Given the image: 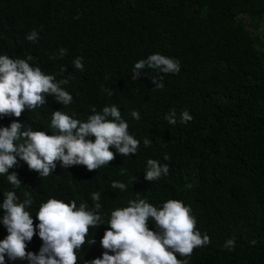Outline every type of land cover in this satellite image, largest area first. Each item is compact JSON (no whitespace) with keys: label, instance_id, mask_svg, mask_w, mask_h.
<instances>
[{"label":"trees","instance_id":"16d2710c","mask_svg":"<svg viewBox=\"0 0 264 264\" xmlns=\"http://www.w3.org/2000/svg\"><path fill=\"white\" fill-rule=\"evenodd\" d=\"M263 21L264 0H0V54H31L29 63L45 74H55L57 81L70 77L61 86L73 96L63 106L45 95L47 103L35 111L0 116V127L18 119L25 128L52 135L48 124L55 110L86 121L92 106L100 112L116 105L129 134L140 141L135 155L117 153L92 171L84 165L64 168L57 161L48 177L17 157L9 169L21 181L16 194L21 200L24 191L33 197L28 210L35 233L26 251L38 254L43 243L36 228L42 202L55 197L91 209V193L100 192L105 224L89 229L77 264L102 257L100 241L111 211L137 198L157 207L168 199L190 206L196 228L211 243L195 248L189 264H264V42L255 36ZM32 30L39 33L35 42L26 39ZM61 48L67 49L63 57ZM152 53L178 59L180 72L145 69L133 80L134 63ZM76 57L83 58V71L74 68ZM153 76L163 77V89L154 88ZM173 109L175 125L165 119ZM133 110L139 120L131 116ZM183 110L193 117L186 124L179 123ZM149 158L167 164L168 175L146 181ZM112 181L124 182L127 191L113 189ZM8 190L12 186L0 175V205ZM3 215L0 207V240L8 234ZM148 226L155 230L151 220ZM233 237L235 248L229 251L223 245ZM91 239L95 243L89 245ZM5 264L28 261L5 255Z\"/></svg>","mask_w":264,"mask_h":264},{"label":"clouds","instance_id":"9594fccd","mask_svg":"<svg viewBox=\"0 0 264 264\" xmlns=\"http://www.w3.org/2000/svg\"><path fill=\"white\" fill-rule=\"evenodd\" d=\"M38 38L36 30L26 36L32 42ZM66 53L67 49L61 48L59 57ZM33 60L31 54L26 58L0 54V116L19 118L25 109L35 111L47 103L45 95L53 96L63 106L73 102V96L61 86L68 84L70 77L57 81L55 74H45L38 65L29 63ZM82 60V57L73 60L75 69L84 70ZM145 69L176 74L180 72V61L152 53L134 63L132 79H139ZM65 70L66 66L60 69L61 72ZM151 80L155 89L164 88L163 77L158 80L153 76ZM91 112L86 121H81L60 110L53 111L48 124L52 135L31 127L25 128L18 119L13 120L10 126L0 127V175H6L7 182L12 186V190L4 192L5 199L0 205L4 210L2 223L8 233L0 240V264H5V255L13 261L27 260L28 264H77V251L86 243L89 229L105 224L100 213V192L91 193L94 205L91 209L85 202L77 207L75 200L65 202L50 197L39 205L36 213L39 221L36 228L43 242L39 253L26 251V242H30L35 233L33 218L28 210L33 205V197L30 192L24 191V199L21 200L15 191L21 187V181L15 172L9 173V169L18 163L17 157L26 162L30 170H35L41 177H48L56 168L57 161L64 168L84 165L92 171L109 164L117 153L122 157L137 153L140 141L129 134V125L122 118L118 106H104L100 112L92 106ZM131 116L140 119L138 111L133 110ZM165 119L175 125V109ZM192 119L187 110L179 115L181 124ZM92 136L94 141L86 139ZM143 143L148 147L151 141L145 138ZM110 146L116 149V153L110 150ZM164 159L169 157L165 155ZM126 171L121 169V174ZM168 173L167 164L162 165L149 158L144 179L151 182ZM111 187L127 191L122 181H112ZM187 187L192 185L189 183ZM150 220L155 230L149 228ZM107 225L100 241L104 249L102 257L86 261V264H189L195 248L211 243L210 237L206 233L201 235L196 228L190 206L175 199L166 200L160 207L144 198L130 199L127 206L111 211ZM87 243L92 245L95 240H88ZM250 243L254 245L256 240ZM223 247L234 250L235 237L226 240Z\"/></svg>","mask_w":264,"mask_h":264},{"label":"rangeland","instance_id":"374dc122","mask_svg":"<svg viewBox=\"0 0 264 264\" xmlns=\"http://www.w3.org/2000/svg\"><path fill=\"white\" fill-rule=\"evenodd\" d=\"M255 36L260 39L262 42H264V21L263 23L260 25L259 29L255 32ZM259 44L261 46H263V44L261 42H259ZM264 48V46H263Z\"/></svg>","mask_w":264,"mask_h":264}]
</instances>
